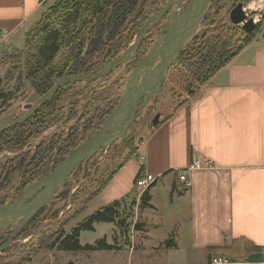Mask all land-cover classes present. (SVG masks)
<instances>
[{
	"label": "crops",
	"instance_id": "crops-1",
	"mask_svg": "<svg viewBox=\"0 0 264 264\" xmlns=\"http://www.w3.org/2000/svg\"><path fill=\"white\" fill-rule=\"evenodd\" d=\"M41 5L0 0V51L39 18ZM191 91L141 136L93 200L103 204L98 209L128 199L138 206L136 178L149 174L156 187L153 209L138 211L144 231L170 226L174 248L190 255L188 264H210L217 256L229 264H264V21L237 55ZM193 159L211 165L188 171L185 188L178 172ZM157 191L166 201L156 199Z\"/></svg>",
	"mask_w": 264,
	"mask_h": 264
},
{
	"label": "trees",
	"instance_id": "trees-1",
	"mask_svg": "<svg viewBox=\"0 0 264 264\" xmlns=\"http://www.w3.org/2000/svg\"><path fill=\"white\" fill-rule=\"evenodd\" d=\"M226 1L213 0L208 5L209 11L201 21L205 26L204 30L197 34L180 53L177 61L186 68L189 79L182 82L185 92H190L197 85L205 83L259 32L260 22L256 24L254 31L250 34L240 31L242 38L239 40V44L230 48L229 41L226 36L224 37L223 32L231 31L234 26L229 20H224L219 16L221 9L219 6ZM166 2L167 0H162L159 7L161 8ZM153 3L156 4L154 0H56L40 16L38 27L31 31V36L36 33L35 36L40 35V37L36 41L29 64L25 65L24 79L39 96H42L51 89L56 81L62 78L97 73L111 61L119 58L133 42L141 27L153 16L149 11V7ZM44 17L47 21L45 24ZM53 18L55 25L51 23ZM150 31L139 44L136 58H133L134 63L142 60ZM29 35L30 32L26 35L25 44L29 42ZM133 59L127 64H131ZM108 80L109 76L93 82H77L71 86L70 84L63 85L32 117L24 123L10 126L0 133V153L9 151L14 154L10 158L0 160V208L17 199L32 183L51 173L63 158L101 128L106 117L119 104L121 98L114 99L113 94L114 90L122 87L126 76ZM189 84H195V86L191 87ZM75 85H81L82 89L75 92L74 96L78 99L84 97L86 100L81 106L79 114L78 107L69 110L70 116L65 123L74 121V124L41 141L34 152H23V148L31 140L56 124L59 118L64 115L60 111L61 93H65ZM92 85H96V87L93 86L92 89H89ZM14 98L15 96L0 92V112L6 109ZM131 145L132 140L126 143V148ZM135 150L136 145L129 155H132ZM91 160L86 161L83 166L77 167L73 176L79 174L81 169H88ZM113 171L103 180L96 182L97 187L89 194L85 204L104 188L114 173ZM155 182L142 192L138 204L139 210L152 208L150 190L154 187ZM66 190L61 192L57 200L62 199L64 194L67 195ZM119 207L120 204L114 202L98 209L78 223L69 233L60 231L52 239L49 247L60 252L91 253L119 250L115 245L108 244L104 238L93 244L85 245L80 244L79 241L80 233L94 231V225L97 223L114 224L117 221ZM42 212L43 210L39 214ZM57 213L58 211L55 215ZM37 217L38 215H35L30 221L33 222ZM124 223L121 221L119 224L123 225ZM27 226L21 229L18 235L25 231ZM142 227L143 223L135 225L137 231H141ZM11 234L12 230L9 227L0 229V246ZM175 246L171 236L162 243V247L166 249ZM21 263L22 261H18L15 264Z\"/></svg>",
	"mask_w": 264,
	"mask_h": 264
},
{
	"label": "rangeland",
	"instance_id": "rangeland-1",
	"mask_svg": "<svg viewBox=\"0 0 264 264\" xmlns=\"http://www.w3.org/2000/svg\"><path fill=\"white\" fill-rule=\"evenodd\" d=\"M55 1L56 0H49L42 2V13L40 16L45 13L48 7ZM154 1L156 4L153 3L149 7L150 14L153 16L159 11L157 9L160 8L159 6H161L162 0ZM239 3L242 4L243 10L248 17L252 16L256 24L262 22L263 19L261 15L264 12V0H227L219 6L221 8L219 13L220 18L229 20L230 10ZM184 5L185 3L180 5V10ZM208 5L203 10L202 18L209 11ZM40 16L26 29V31L20 35H16L14 37V42L9 38V45H5L0 51V92L15 96V98L9 102L7 108L0 112V124L5 120L21 116L25 112V107L27 105H33L38 100V97H36L34 91L24 79V73L25 65L29 64L36 41L40 37V35L35 36L36 33L31 36V31L38 27L37 24L40 20ZM168 19L169 14L150 31L149 40L145 46L144 56H146L157 39L166 32ZM43 21L44 24L47 22L45 17ZM51 23L55 25L54 18L51 19ZM233 26L234 29L231 31L225 30L223 32L224 37L226 36L229 41L230 48L236 47L239 44V40L242 38L240 32L242 31L241 27ZM204 27L205 26L200 22L197 34H200V32L204 30ZM29 32V42L25 44L26 35ZM179 65L178 61L174 62L172 67L166 72L162 89L156 97L157 106H159L156 108L162 115H164V112L168 111L173 104L178 103L181 98L188 94L187 91L185 92L183 90L182 83L189 80L188 73L183 65ZM134 66L128 67V65L125 64L116 68L108 81L120 76H127L128 78ZM93 86L94 85L90 86L89 89H92ZM189 86L194 87L195 84H189ZM73 88L74 90L68 92V97L63 103L65 105H70L76 101V107L80 110L86 98H74L72 95L73 92L79 90L81 85H76ZM124 89L125 82L122 87L114 90V99L117 97L121 98L124 94ZM86 97L88 96L86 95ZM148 106H145L138 112L136 116L137 122L132 132L130 131L111 146L99 151L93 156L91 162L88 164V169H81L79 174L73 177L70 176L67 179L64 186L65 190L68 188L66 190L68 192L67 195L64 194L62 199L55 200L64 189L61 190L54 200L43 208V212L39 214L33 222L30 221V224L28 222L23 226V228H25L29 224L26 230L19 235L17 234L10 246L0 254V264H15L18 261H22L21 264H188L186 260L190 258V255L186 252L175 250V248L166 249L162 247L163 241L168 239L170 235L176 242L175 231L170 230V226L164 225L158 228L154 227V229L148 228L146 231L142 228L141 231L143 232H139L135 229V225H141L143 219L139 216L138 206L133 201H129L130 199L117 209L118 217L114 224L97 223L94 225V231H84L81 232L79 236V241L82 245L93 244L95 241L104 238L107 243L115 245L119 250L96 251L91 253L60 252L49 247L52 239L55 238L60 231L69 233L78 223L93 214L103 205L101 201L93 200V198L89 200L87 204H85V202L89 194L97 187L96 182L98 180H103L115 167L125 161L128 155L133 151L136 143L142 140L140 139L141 136L146 134L148 130H151V127H148L150 123L147 120L148 118H153L154 112H151V115H149L148 108L151 107V102ZM56 129L57 127L49 129L42 137L48 139L49 135ZM130 139H132V145L126 148V141ZM35 141L36 140L31 141V148L35 144ZM10 157H12V154L7 151L0 153V160ZM97 163L98 168L97 171L94 172ZM155 197L157 200L166 201V199L162 198V194L159 191L156 192ZM132 203L135 205H132ZM151 209H153V207ZM57 211L58 213L55 215ZM60 212H63V214L60 215ZM148 214L154 216L153 213ZM121 221L125 223L120 225L119 223ZM17 224L18 223H14L9 226L12 232L17 228ZM170 231L172 233H170Z\"/></svg>",
	"mask_w": 264,
	"mask_h": 264
},
{
	"label": "water",
	"instance_id": "water-1",
	"mask_svg": "<svg viewBox=\"0 0 264 264\" xmlns=\"http://www.w3.org/2000/svg\"><path fill=\"white\" fill-rule=\"evenodd\" d=\"M211 1L167 0L160 10L141 27L133 42L119 58L111 61L93 75H77L58 80L52 89L23 116L16 120H6L0 125L1 131L10 125L24 122L64 84L94 81L105 77L113 69L127 64L135 57L139 44L147 33L169 14L166 32L157 39L146 56L135 65L127 78L124 94L119 104L106 117L101 128L90 139L63 158L51 173L32 183L17 199L0 208V229L18 223L10 237L0 246V254L10 246L23 226L64 189L67 179L77 167L124 136L135 114L159 93L166 72L176 62L181 51L196 36L203 10ZM184 3L185 5L180 10V5ZM261 18L264 20V12ZM229 21L235 26H240L246 34L252 33L256 27L254 19L248 17L241 3L230 10ZM158 120L159 115H156L151 125L155 126Z\"/></svg>",
	"mask_w": 264,
	"mask_h": 264
},
{
	"label": "flooded vegetation",
	"instance_id": "flooded-vegetation-1",
	"mask_svg": "<svg viewBox=\"0 0 264 264\" xmlns=\"http://www.w3.org/2000/svg\"><path fill=\"white\" fill-rule=\"evenodd\" d=\"M249 17H252V16H249ZM201 21H202V18H201ZM200 21V22H201ZM197 35V34H196ZM192 41V40H191ZM137 54V53H136ZM180 56V55H179ZM136 58V55H135V57H134V59ZM179 58V57H178ZM134 59H133V61H132V63L131 64H127L128 65V67H132V66H134V65H136L138 62H136V63H134ZM178 60V59H177ZM176 60V61H177ZM125 65V64H124ZM120 67V66H119ZM135 67V66H134ZM172 67V66H171ZM118 68V67H117ZM116 69V68H115ZM115 69H113L108 75H106L105 77H107V76H109V77H111L112 76V72L115 70ZM134 69V68H133ZM95 74V73H94ZM89 75H93V74H89ZM72 77V76H71ZM68 78V77H67ZM104 78V77H103ZM63 79V78H62ZM61 80V79H60ZM98 80V79H97ZM95 81V80H94ZM126 81H127V76H126V80H125V84H126ZM57 82V81H56ZM55 82V83H56ZM88 82H93V81H88ZM54 83V84H55ZM77 83V82H76ZM76 83H70V86L71 85H73V84H76ZM29 84V83H28ZM54 84H53V86H54ZM163 84V83H162ZM64 85H66V84H64ZM29 86L31 87V85L29 84ZM52 86V87H53ZM63 86V85H62ZM62 86H60L58 89H57V91L62 87ZM76 86V85H75ZM74 86V87H75ZM52 87H51V89H52ZM96 87V85H94V88ZM32 88V90L34 91V89H33V87H31ZM50 89V90H51ZM82 89V86H81V88L79 89V90H77V91H75V92H79L80 90ZM161 89H162V87H161ZM49 90V91H50ZM71 90H74V88H70V89H68V90H66V92L64 93V92H60L61 93V102H60V111H62L63 113H64V115L63 116H61L60 118H59V120H58V122L56 123V124H54V125H52L51 127H49L47 130H45V131H43L42 133H41V135L40 136H38L37 138H35V139H33V140H36L35 141V144L32 146V148L30 147L31 146V141H33V140H31L25 147L26 148H23V152H34L35 151V149L37 148V146L39 145V143H41V141H43V140H46L45 138H43L42 137V135L44 134V133H46L49 129H52V128H55V127H57V129L56 130H54V132H52L50 135H49V137L53 134V133H56V132H60V131H64V130H66L68 127H70L71 125H73L74 124V121H71L70 123H68V124H66L65 123V121H66V119L70 116V114H69V110H71V108H73V109H77V107H76V101H74L72 104H67V105H65L64 103H63V101L65 100V99H67V94H68V92L69 91H71ZM48 91V92H49ZM57 91L55 92V94L57 93ZM47 92V93H48ZM75 92H73V97L74 98H77L78 99V97H75L74 96V93ZM160 92V91H159ZM47 93H45V94H47ZM34 94L36 95V97H38V100L36 101V103L40 100V98H42L44 95H42V96H39L35 91H34ZM54 94V95H55ZM159 94V93H158ZM158 94L156 95V96H154L153 98H151L150 100H149V102L146 104V107L150 104V102H151V107L150 108H148V111H149V115H151V112H154V114H153V118H148V122L150 123L149 124V126L148 127H153L152 125H151V121L154 119V117L156 116V115H159V119L161 118V116H162V114H160V112L157 110V108L156 107H159V106H157V100H156V97L158 96ZM53 95V96H54ZM52 96V97H53ZM51 97V98H52ZM50 98V99H51ZM49 99V100H50ZM48 101V100H47ZM46 102V101H45ZM44 102V103H45ZM35 103V104H36ZM44 103L35 111V112H33L32 114H31V116L30 117H32L38 110H40L41 109V107L44 105ZM35 104H33V105H27L26 107H25V112L21 115V116H23L31 107H33ZM73 105V106H72ZM149 107V106H148ZM157 110V111H156ZM78 112V114H79V110L77 111ZM137 114H138V112L135 114V116H134V119H133V122L131 123V125L127 128V130L125 131V133H124V136L125 135H127L130 131L132 132L133 130V127L136 125V122H137ZM21 116H19V117H13V119H10V120H16V119H18V118H20ZM30 117H28L26 120H28ZM25 120V121H26ZM6 121V120H5ZM24 121V122H25ZM4 122V121H3ZM2 122V123H3ZM24 122H22V123H24ZM1 123V124H2ZM22 123H19V124H22ZM0 124V125H1ZM19 124H16V125H19ZM103 125V124H102ZM10 126H15V125H10ZM10 126H8V127H6L5 129H7V128H9ZM5 129H3V130H5ZM3 130H1L0 131V133L1 132H3ZM58 130V131H57ZM96 133V132H95ZM95 133H93L88 139H90ZM87 139V140H88ZM86 140V141H87ZM132 139H130L129 141H131ZM129 141H126V143L127 142H129ZM4 152H6V151H4ZM7 152H9V151H7ZM10 154H12V155H14L13 153H11V152H9ZM105 153V152H104ZM101 159V158H100ZM102 159H103V157H102ZM90 160V159H89ZM62 161V160H61ZM88 161V160H87ZM86 162V161H85ZM84 162V163H85ZM83 163V164H84ZM83 164H82V166H83ZM56 167V166H55ZM97 168H98V163L96 164V166H95V169H94V172H96L97 171ZM74 173V172H73ZM73 173H72V177H73ZM41 179V178H40ZM65 188V187H64ZM55 200H57V198L55 199ZM43 210V209H42ZM41 210V211H42ZM40 211V212H41ZM40 212H38L36 215H38L39 216V213ZM63 213L62 212H60V215H62ZM18 225V224H17Z\"/></svg>",
	"mask_w": 264,
	"mask_h": 264
},
{
	"label": "built area",
	"instance_id": "built-area-1",
	"mask_svg": "<svg viewBox=\"0 0 264 264\" xmlns=\"http://www.w3.org/2000/svg\"><path fill=\"white\" fill-rule=\"evenodd\" d=\"M49 0H42V2H46ZM211 165L210 162L204 163V165L199 162L197 159L192 160V164L189 167L188 170H180L178 172V180L182 183L183 187L188 188L190 186V180L188 178L187 172L188 171H193L197 169L203 168V166L209 167ZM156 181V178L149 175V174H144L142 176L138 177V180H136V187L140 189L141 192H144L147 190L154 182ZM63 213V212H62ZM210 264H229V262L224 259L223 257L217 256V257H212L210 260Z\"/></svg>",
	"mask_w": 264,
	"mask_h": 264
}]
</instances>
